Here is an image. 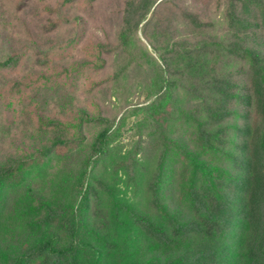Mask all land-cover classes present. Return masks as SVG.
Masks as SVG:
<instances>
[{"label": "trees", "instance_id": "16d2710c", "mask_svg": "<svg viewBox=\"0 0 264 264\" xmlns=\"http://www.w3.org/2000/svg\"><path fill=\"white\" fill-rule=\"evenodd\" d=\"M26 1L22 0V4ZM168 1L126 0L117 46L109 48L122 55L121 61H124L117 65L115 81L124 79L139 64L140 56L157 71L155 101L150 114L153 116L150 147L162 146L163 155L148 181L151 205L160 208L166 169L164 160L171 145L160 117L172 94L182 93L188 97L192 85L196 93L191 98L196 101L195 108L187 99L184 107L193 110L182 126L189 131L190 140L198 150L224 148L230 144L227 138L234 135L237 139L235 154L228 157L234 175L226 177L227 180L218 177L214 170L179 145V153L190 161L186 170L194 177L200 173L205 182L201 184L194 177L189 181L193 217L183 222L165 214L164 220L157 223L134 205L114 199L116 210L113 214L109 212V223L115 226V232L131 230L135 237L130 247L137 246L131 250L126 248V242L121 245L107 239L104 244L112 248L108 253L113 256L112 264H264V1L229 0L226 15L230 36L221 39L216 34L215 22L204 21L199 13L182 7L179 20L175 21L183 24L184 29L178 31L179 40L173 43L167 29L172 20L160 27L156 9L148 19L155 7L166 5ZM140 29L154 50L164 52L162 63H158L142 43ZM190 35L196 39L195 43H188ZM100 47L105 48L104 45ZM233 59L246 64L224 69L226 61ZM20 62L18 57L6 58L0 62V74L13 71ZM13 89H18L16 93L19 94L26 86L21 83ZM12 105L3 104L6 109ZM237 107L241 110L237 111ZM12 114L5 118L11 119ZM234 117L243 119L240 127L230 126ZM75 122L73 125L59 121L45 123V129L51 133L45 149L36 155L10 157L0 163V235L12 228V233L16 229L30 238L24 246L3 250L0 264H102L106 260L98 251H93L92 259L86 260L85 255L91 252L85 254L82 244L90 234L108 231L102 227L107 220L106 209L96 186L84 189L82 185L78 190L64 192V196L43 204V218L28 227L22 224L25 219L17 224L16 217L5 221L3 215L10 191L31 176L39 175L40 160L55 159L62 151L67 154L89 145L80 173L82 184L88 178L89 169L106 162L114 148L113 121L91 117L81 111ZM84 124L100 127L92 143L85 144ZM161 138L163 145L153 144ZM121 165L130 177L137 175L138 160L129 158L119 167ZM149 253L152 257L146 259Z\"/></svg>", "mask_w": 264, "mask_h": 264}, {"label": "rangeland", "instance_id": "374dc122", "mask_svg": "<svg viewBox=\"0 0 264 264\" xmlns=\"http://www.w3.org/2000/svg\"><path fill=\"white\" fill-rule=\"evenodd\" d=\"M65 1L28 0L22 4V0H0V62L12 56L21 61L13 71L0 74V163L10 157L36 155L50 142L51 133L45 129V123L59 121L73 125L81 111L91 117L113 121V152L105 163L89 169L83 184L80 173L89 145L67 154L62 151L55 159L40 160L39 175L31 176L23 185L10 191L3 215L5 221L16 217L17 224L25 219L22 224L28 227L43 218V204L64 196V192L78 190L82 185L84 189L89 185L96 186L106 209L107 220L102 227L108 228V231L86 237L82 242L84 253L90 251L91 254L85 255V259L91 258L93 251H98L106 258L102 264H112L113 256L108 254L112 248L104 244V239L121 245L126 242V248L131 250L137 246L130 247L135 237L131 230L115 232V226L109 223V212L113 214L116 210L113 200L121 199L134 205L151 215L157 223L164 220L165 214L188 221L193 217L188 191L189 181L194 175L186 170L190 161L179 153L178 146H183L197 161L227 180L226 177L234 175L228 157L235 154L237 139L231 135L227 138L228 146L212 151L196 149L189 131L182 126L193 110L184 107L187 99L195 108L196 101L191 99L196 95L194 86L189 88L191 93L188 97L182 93L172 94L164 115L160 117L171 145L164 160L166 169L161 205L155 209L151 205L148 181L163 155L162 146L150 147L153 130V116L150 114L155 101L153 93L157 86V71L152 70L145 58L140 56L139 64L124 79H113L117 65L124 61H121L122 55L109 48L117 46L116 38L126 0ZM228 2L169 0L166 5L155 7L148 19L156 9L160 27H165L168 20H172L167 29L173 43L179 40L178 31L184 29L183 24L175 20H179L180 8L187 7L199 13L202 20L215 22L218 37L226 38L230 36L227 33ZM139 36L150 55L162 63L161 54L164 52L154 50L141 29ZM190 36L188 43H195L196 39ZM204 37L201 35V38ZM101 45L105 48L101 49ZM243 64L246 63L233 59L226 61L224 69L239 68ZM21 83L26 89L18 94V89H13V86ZM9 103L13 105L9 109L4 108L3 104ZM236 109L241 110L240 107ZM9 113H13L12 118H5ZM232 120L231 127H240L243 122L241 117ZM99 131L100 127L96 124H84L85 144L92 143ZM163 141L161 138L153 144L163 145ZM129 158L139 161L138 173L134 177H130L123 165L119 167L122 161ZM194 178H198L201 184L205 183L200 173ZM32 207L35 210L31 211ZM29 240V236L16 229L12 233L11 228L10 232L0 235V253L6 248L24 246ZM146 257L151 259L152 255L149 253Z\"/></svg>", "mask_w": 264, "mask_h": 264}]
</instances>
